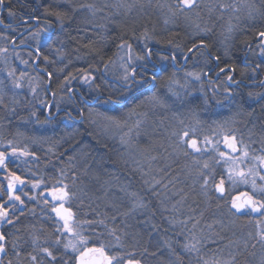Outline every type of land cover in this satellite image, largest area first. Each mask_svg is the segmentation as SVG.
Returning <instances> with one entry per match:
<instances>
[{
	"label": "rangeland",
	"instance_id": "374dc122",
	"mask_svg": "<svg viewBox=\"0 0 264 264\" xmlns=\"http://www.w3.org/2000/svg\"><path fill=\"white\" fill-rule=\"evenodd\" d=\"M93 2L94 7L90 9L92 19L109 27L121 22L136 25L142 19L160 13L158 6H154L156 0H93ZM162 2L163 5L166 4V1L162 0ZM171 6H173L172 3L167 7ZM203 10L204 20L201 19ZM263 11L264 0H196L195 7L189 9L188 13L179 11V14L182 25L192 35L191 39L208 36L207 19L214 15L212 22L219 26L221 34L219 46L230 47L235 35L234 30H239L243 25L258 22ZM174 16L171 15L173 20ZM170 22L169 27H174L175 23ZM34 26L25 31L28 34L23 37L20 45L16 42L11 44V40H4V37L0 36V105L7 99L14 108L20 107L22 99L28 98V102L34 108L40 107L42 111L46 110L48 113L53 104L57 110L62 105L54 102V96L53 99L51 98L52 101L46 102L44 93L46 84L40 75V69H37L38 59L28 57L21 51L26 48L25 45L33 44L30 48L36 55L41 45L48 41L51 28L42 30L37 29L38 24ZM143 43L141 41L138 51L131 47V53L127 44H124V47L120 46L117 54L105 67L104 76L110 81L112 88H124L123 98L128 95L131 79L141 80L136 75L138 66L152 62L154 68L151 70L158 73L159 66L166 62L164 57L158 55L153 57L152 46ZM10 45L15 48H10ZM177 54L181 53L177 52ZM130 55L131 63H129ZM137 56H142L144 59L138 60ZM188 57L181 54L180 64L174 60L175 57L172 58L175 72L164 94L158 96L151 91L152 94L139 103L140 109L125 114L124 120H111L97 111L89 113L94 135L110 146L114 159L119 165L118 172L109 174L111 176L100 182L101 186L94 182V191L98 193L96 197L102 202L104 209L108 208L115 213L114 220L121 217L124 230L122 229L120 233L124 239L130 233L138 240L144 236L145 245L150 246L151 250L155 249L149 255L145 254L144 250L129 252L137 256L140 264H183L181 257L176 256L174 252L176 242L180 252L190 258L189 264H205V262L207 264H264V241L258 235L259 232L264 231V215L254 222L248 220L240 222L234 218L229 207L216 208L223 203L217 199L214 192L217 179L210 178L213 175L210 173L213 170L211 166L215 163L222 168L225 176L223 181L227 190L230 192L239 189L253 191L251 182L244 184L236 178L234 184L232 180H229V169L233 165L231 161H225L228 156L240 159L241 152H232L228 147L222 150V146L225 143V136H234L235 139L242 140L241 146L237 141V148L247 150V131L242 130L241 135L239 129L232 125L241 120L246 123L260 121L261 117L256 115L252 118L247 113L239 111L225 120L224 129L210 128L204 134V115L189 108L190 99L197 96L204 109L208 112L211 109L214 113L221 109L222 103L231 99V96L220 91L217 83H205L208 62L203 55L190 61ZM125 67L129 72L135 69V76H129L127 81L124 80ZM190 73L192 75H189ZM197 76L199 79L196 78ZM151 80L153 81V76ZM77 82L90 95L96 97V91L92 88L93 76L83 75ZM17 84L20 86L16 87ZM69 87V91L73 92L71 84ZM151 87L153 89L155 83H152ZM233 100L234 98L231 99ZM242 101L244 99L239 98V102ZM51 102L52 105H50ZM33 116L36 117V115ZM33 116L31 118L28 116L32 122ZM49 116L53 117L51 114ZM59 121L63 124L67 123L66 118L61 117ZM21 125L18 124L19 130L29 136L20 131L17 139L25 135L26 139L31 140V148L38 149L40 146L39 148L45 153H53L60 145L48 148L50 134L46 131L52 125L34 124L33 127H36L34 133L27 126ZM37 127L44 132L39 131ZM184 132H188L186 140L195 139L197 146L205 151L195 154L196 151H193L186 143H181L180 138ZM205 140L209 142L205 143ZM66 151V153L72 152V150ZM221 152H224L226 156L222 157ZM248 153L249 158L238 164L237 170L247 171L253 165L259 164L258 160L251 159L257 155ZM200 154H209L207 156L212 160V165L208 162V167L205 168V164H198ZM193 157H197L195 162ZM69 162L76 166L75 164L79 162L78 157L75 159L73 156V160ZM204 162L201 161V163ZM70 166L69 168L72 167ZM195 168H200L201 172L198 173ZM85 171H87V177L95 180L91 171L87 169ZM73 176L76 177L74 174ZM205 178H208L207 187H204ZM252 179L253 177H249V181ZM254 179L258 188L264 186V181L259 177ZM52 186L61 187L69 193L64 202H74L77 207V216L82 220L80 211L88 212L87 207L82 206L86 198L83 194L91 202L95 200L94 195L83 187L77 191L76 181L62 174L58 175L57 181ZM226 202L228 203L227 200ZM134 205L137 206L134 207ZM76 213H74L75 216ZM80 225L82 224L79 222L78 227L81 231ZM128 227L129 230L125 232ZM81 234L85 236L82 231ZM193 237L199 241L196 244L197 250H186L184 245L193 243ZM67 239L68 234L65 233V243ZM68 251L78 255L70 249ZM242 255H247L248 258L241 263Z\"/></svg>",
	"mask_w": 264,
	"mask_h": 264
},
{
	"label": "trees",
	"instance_id": "16d2710c",
	"mask_svg": "<svg viewBox=\"0 0 264 264\" xmlns=\"http://www.w3.org/2000/svg\"><path fill=\"white\" fill-rule=\"evenodd\" d=\"M164 1H166L165 5L162 4V0H156L154 6H158L160 9L158 15L146 17L136 25L121 22L112 27L92 19L90 9L94 7L93 0H3V3H0V21H2L0 36L4 37V40L9 41L15 37L22 27H25L24 24H21L25 20L29 21L31 26L37 23V29L51 28L48 41L39 48L40 58L37 64V67L48 75L47 77L40 74L46 86L49 81L48 91L45 89L44 92L46 102L51 101L50 94H52L56 103H60L64 108L72 109L74 105L68 94L69 84H71V90L78 91L83 98L77 104L78 111L82 112L81 120L77 113H74L75 121L67 118L65 124L56 120L53 122L46 120V123L52 125L46 131L50 134L48 148L60 145L53 153L46 152L45 155L37 148L31 152V155L36 157L31 158L30 169L32 172H36V175L31 176V180L41 177L46 181L47 186H50L57 181L58 175L62 174L68 179L73 178L76 181L77 191L83 187L91 192L95 200L91 202L83 194L86 198L82 206L87 207L88 212L80 211L82 220L77 219L78 223L82 224L80 225L81 231L89 239L88 246L90 248L99 247L102 244L109 254L122 256L125 260L129 258L127 255L129 252L144 250L145 254L149 255L155 249L151 250L150 246L145 245L144 236L138 240L130 233L124 239L120 233L122 229L124 230L121 217L114 220L115 213L108 208L104 209L102 202L96 197L98 193L94 191V182L101 186L100 182L111 176L109 174L118 172L119 165L114 159L110 146L94 135V129L88 117L89 113L97 111L111 120L122 121L125 114L140 109L139 103L148 98L152 94L151 91H154L158 96L164 94L175 72V67L171 62L172 58L175 57L174 60L180 64L181 54L186 55L194 45L203 42L204 46L189 55V61L203 55L208 64L212 62L210 58H214L219 60L220 66H225L224 64L227 63L237 66L241 53L245 52L241 48L243 47L245 50V46L252 43L261 32H264V19L262 18L254 24H246L239 30H234L235 35L229 45L230 48L221 47L219 46L220 28L215 22H212L213 15L207 19L208 36L191 39V33L181 23L179 14L181 11L179 12L175 7L176 0ZM171 3L173 6L167 7ZM188 10L185 9L184 13H188ZM204 13L203 10L202 20L205 19ZM171 15L176 16H174V20ZM170 21L175 23L174 27H169ZM10 24H14V27H4ZM141 41L144 42L143 44L152 46L151 49H155L152 51H157L158 56L164 57L166 62L159 66L160 72L158 73L147 69L140 70V73L143 74V81L138 86L131 79V87L127 93L133 95L123 98L124 88H112L110 81L106 80L104 76V70L117 54L122 43L131 45L138 51ZM28 46H33V44H28ZM26 52L30 53L31 58L36 59L37 55L32 51L26 50ZM177 52L181 54H177ZM152 55L156 57L157 54ZM152 64V62L147 64L149 69L153 68ZM31 70L33 71V68ZM83 75L94 77L92 88L96 91V97L90 95L77 82ZM151 76H155L156 79L152 81ZM152 83H155L153 89L150 88ZM93 100L96 101L90 104ZM190 101L189 108L192 111L202 108L197 96L191 98ZM27 106H29L28 99H22L20 107H15V124L26 126L29 123L25 110ZM262 113L263 111L259 108L256 115ZM60 115L66 116L64 113ZM37 117L43 119L42 115H37ZM66 150H72V152L66 153ZM44 156L45 159H43ZM73 156L75 159L78 157L79 162L75 164L76 166L69 162L73 160ZM85 169L91 171L95 180L87 177ZM46 229L49 230L51 227L46 225ZM128 230L129 227L125 232ZM110 233H114V235ZM116 236L120 237L119 243L116 241ZM51 243L49 242L47 245ZM177 245L178 242L174 245L176 256L181 257L183 264H189L190 258L181 253L180 247ZM52 251L56 256L55 264H62L68 258L64 251L61 253L59 248L58 250L52 249ZM131 258L138 260L134 255ZM247 258V255H242L240 262H244Z\"/></svg>",
	"mask_w": 264,
	"mask_h": 264
},
{
	"label": "flooded vegetation",
	"instance_id": "af4514ba",
	"mask_svg": "<svg viewBox=\"0 0 264 264\" xmlns=\"http://www.w3.org/2000/svg\"><path fill=\"white\" fill-rule=\"evenodd\" d=\"M262 18L264 19V12L260 15L259 20ZM29 23L30 22L27 20L21 23L24 24L25 27H22V30L11 39V44L14 42H16L17 45L21 44L23 37L28 34V32L25 33V31L35 25L34 24L31 26L29 25ZM4 27L13 28L14 24L6 25ZM260 36L261 35L259 34L252 43L245 46V50L243 49V47L241 48L242 51L245 52L241 53V56L237 61V66L228 65V63L224 64L225 66H220L219 60L214 58H210L212 62H209L210 65H207V69L205 70V72L208 73L206 74L207 76L204 79L205 83H217L220 87V91H224L225 94H229V96H231L230 98H234V100L231 101V99H229L223 102L221 109L214 113L211 109L209 110V112L208 110L206 111L202 102L201 109H193V111L199 112L204 115L203 125L205 130L204 134H206L210 128H212V130L213 128L224 129L223 125L225 124L223 123H225V120L229 119L230 115L233 116L234 114H236V112L241 111L252 116V118H255L256 112L259 111V108H261L263 113L258 114V116L261 117L260 121H248L246 123L241 120L240 122L233 123L232 125L235 126L234 128L239 129L241 135L242 130L247 131V151L252 155L256 154L257 156L264 155V83H262L264 82V36H261V39ZM10 48L15 47L10 45ZM152 49V54L159 55L157 51L153 52ZM203 49L205 50V48ZM26 50H30L32 52L33 50L30 48V46H26V48L21 50L29 57L30 53L25 52ZM38 57L40 58V55ZM152 66L154 68V64H152ZM37 69L40 68L37 67ZM145 69L154 72L153 70H151V68L149 69V66L147 65L138 66L136 75L137 77L139 76L141 80L137 81L135 78L132 79L138 86L143 81V74L140 73V70L144 71ZM221 69H223V71H221ZM229 77H231V80H229ZM68 94L74 105L72 109L61 107L57 110L55 109V106L53 104L50 107L49 112L47 113L46 110L42 111L40 107H37V109L36 107L34 108V106L28 102L29 106H27V108L25 109L28 116L31 118L33 115H36V117L33 116V122L29 118H27L29 123H27L26 126H28L29 130L33 131V133L36 132V127H33L34 124L46 123L47 119L53 122L55 120L59 121V119L62 117L66 119L70 118L75 121L74 113L79 114L81 120L82 112H79L80 110L78 111L77 104L83 98L81 94L75 90H73V92L69 91ZM129 95L132 96L133 94L128 93L127 96ZM239 98H243L244 101L239 102ZM4 101L5 102L0 105V152H3L5 154L6 160L5 166L0 168V205H4L7 208L8 215L5 219L0 220V233H2L6 238L4 241L6 252L0 253V259H2L3 264H9V261H11V264H55L56 260L53 261L50 257L43 253L41 249L49 248V250L52 251V249L58 250L59 248L61 253H63L64 251V253L67 255L68 258L65 261H67L68 264H77V255L69 252L68 250H65L63 246L65 243V233L62 234V232L59 230L63 226V221L56 216L55 212L52 211L53 207L58 208L60 204L63 203L64 207L68 208L73 213L74 220L78 225V216L76 213L77 207L74 202L65 203L64 201L61 202L59 200H53L50 193L54 188L62 189L61 187L52 186L53 184L47 186L46 181L41 177L31 180V176L36 175V172H32L30 169L32 160L31 158H36L31 155V152L35 149L31 148V140L29 138L26 139V136L28 137L29 134H25L21 130H19L18 124H15L14 122L16 109L9 104V101L7 99H5ZM95 101L96 100H93V102ZM93 102H90V104H93ZM87 103L89 104V102ZM206 112H208V114ZM63 113L67 117L60 115ZM49 114L53 115V117H50ZM37 115H42L43 119L38 118ZM59 122L61 123V121ZM32 127L33 129H31ZM38 130L44 132V130L41 128H39ZM20 131L26 136L22 135L21 139H17L19 135L18 132ZM218 133L219 132H217V134ZM235 140L239 143L242 141L240 139ZM39 147V151L42 152L43 155H45V151ZM226 147L227 146L225 142L223 143L222 150H225ZM14 148L17 150L15 154H13L12 152ZM203 151H205V149L200 148V151L198 153H201ZM22 152H26L28 154L21 155ZM235 153H238V151ZM195 154H197V152H195ZM200 155L201 156L198 157V160L197 157H193V161L196 159L198 161V164L204 165L209 162V164L212 165V160L207 156L209 154ZM43 159H45V156L43 157ZM202 160L203 162L204 160L206 161L204 163H201ZM255 166L257 167V171H259L261 174H264V168L259 167L258 163ZM211 168H213V170H211L210 173H212L213 175L210 178L214 180L217 179V184H219L221 179H224L225 177L222 168H220V166L215 163L211 166ZM196 170L198 173L201 172L200 168ZM10 174H15L24 181L23 185L16 184V188L13 193L14 195L20 196L23 204H21L19 201L9 199L8 182L10 179ZM37 182H39V187H33V184H36ZM223 187V194L214 191L216 196L218 197L217 199L221 203H223L221 205H217L216 208L229 207V210L233 214L234 218L240 222H243L245 220L254 222L263 216L261 213H259L258 216H254L250 209H246V214H242L241 216H239L236 213L235 209L231 208V202L233 197H241L242 193H247L248 195L253 196L254 199L260 202H264V193L256 194L254 191L249 189H239L230 192L229 190H227V186L223 185ZM241 199H243V197H241ZM226 200L228 201V203L226 202ZM45 201H47L48 203H45ZM74 213H76V216ZM8 220H11L12 223H8ZM46 225H49L51 229L47 230ZM57 237L61 238V243L59 244L56 243ZM49 242L52 243L50 245H47ZM17 252H19L18 256L16 255ZM33 255L36 256L35 261L31 259V256ZM65 261H63L62 264H65Z\"/></svg>",
	"mask_w": 264,
	"mask_h": 264
},
{
	"label": "snow or ice",
	"instance_id": "6c2138e0",
	"mask_svg": "<svg viewBox=\"0 0 264 264\" xmlns=\"http://www.w3.org/2000/svg\"><path fill=\"white\" fill-rule=\"evenodd\" d=\"M0 3H3V0H0ZM196 0H176V9L178 11L183 12L185 9H191L195 7ZM223 7V6H222ZM2 23V21H0ZM261 36H264V32L260 33ZM203 43V42H201ZM125 45L122 43L121 47H124ZM129 52L131 53V45H127ZM195 47V45L193 46ZM189 51H192V49H189ZM150 54V53H149ZM136 59L143 60L144 57L137 56ZM129 63H131V55L129 56ZM223 71V69H221ZM189 75H192L191 73ZM129 76H135V69H132L131 72L128 71V68L125 67V76L124 80L127 81L129 79ZM199 79V77H196ZM153 79H156L155 76H153ZM229 80H231V77H229ZM264 83V82H262ZM20 85L17 84L16 87H19ZM155 99V97H153ZM188 136V132H184L183 136L180 138L181 143H186L188 147H190L193 151L199 152L200 148L197 146V141L195 139L192 140H186L185 137ZM209 141L205 140V143H208ZM225 142L226 146L231 149L232 152H241L240 159H237L236 157L228 156L227 160L225 162L231 161V164L233 165L232 168L229 169V180H232V182L236 183V178L239 179V182L247 184L251 182L253 191L254 192H260L264 193V186L257 187L256 180L254 177H259L260 180L264 181V174H261L259 171H257V167L253 165V167L248 168L247 171L244 170H237L236 166L240 163H243L244 159L249 158V153L247 150L241 148H237V142L235 140L234 136H225ZM16 149L14 148L12 150L13 154L16 153ZM28 153L22 152L21 155H27ZM220 155L222 157L226 156L224 152H221ZM251 159L258 160L259 161V167L264 168V155L262 156H255L251 157ZM5 154L3 152H0V168L5 166ZM205 168L208 167L207 164L204 165ZM249 177H253L251 181H249ZM16 184H24V181L15 174H10V179L8 182V194L10 200H16L19 201L21 204H23V201L21 200L20 196L14 195V190L16 188ZM39 185V182L36 184H33V187H37ZM208 185V178H205L204 180V187H207ZM224 181L221 179L220 183L215 186V190L218 193L223 194L224 193ZM52 195L53 200H59L63 202L68 196L69 193L62 189L54 188L53 191L50 193ZM243 197V199H241ZM241 197H233L231 202V208L235 209L236 213L246 214L245 210L250 209L252 213H261L264 215V202H260L253 198V196L248 195L247 193H242ZM45 203H48L45 201ZM137 205H134V207ZM52 211L56 213V216L59 217L60 220L63 221V226L61 229H59L62 234L67 233L68 239L67 242L64 243L65 250H71L74 253H78L76 256L77 264H140L139 260L133 259L132 253H128V259H124L122 256L119 255H111L107 252L104 245H100L99 247H88L89 240L87 237L83 236L81 234V231L79 230V227L74 220L73 213L68 209L65 208L63 203L60 204V206L53 207ZM8 212L7 208L4 205H0V220H3L7 217ZM8 223H12L11 220H8ZM103 223V221H101ZM114 235V233H110ZM261 240L264 241V231H261L258 233ZM116 241L119 243L120 237L116 236ZM5 236L0 233V253L6 252V246H5ZM193 243H186L184 245V248L189 251H195L196 244L199 243V241L196 240L195 237H193ZM35 243V241H34ZM56 243H61V238L57 237ZM41 251L45 253L48 257H50L53 261L56 260V256L53 254L52 251L49 250V248H42ZM16 255H19V252L16 253ZM31 259L33 261L36 260V256H31ZM0 264H3L2 259H0ZM9 264H11V261H9ZM65 264H68L67 261H65ZM207 264V262H205Z\"/></svg>",
	"mask_w": 264,
	"mask_h": 264
},
{
	"label": "water",
	"instance_id": "95a60500",
	"mask_svg": "<svg viewBox=\"0 0 264 264\" xmlns=\"http://www.w3.org/2000/svg\"><path fill=\"white\" fill-rule=\"evenodd\" d=\"M25 46H28V45H25ZM202 46H203L202 43L195 45V47L192 48V51H189L186 55L189 56V55H190L191 53H193L196 49H198V48H200V47H202ZM38 56H39V55H38V52H37V59H38ZM40 72L48 77L47 73H46L44 70L40 69ZM48 84H49V81H48L47 86H46V90H47V91H48ZM50 97L53 99L52 94H50ZM52 99H51V101H52ZM93 103H94V102H93ZM50 105H52V102H51ZM237 214H238L239 216L242 215L241 213H237ZM258 214H259V213H253L254 216H258Z\"/></svg>",
	"mask_w": 264,
	"mask_h": 264
}]
</instances>
